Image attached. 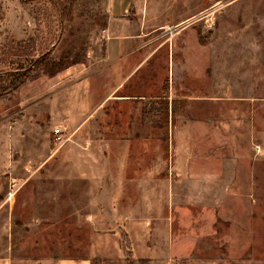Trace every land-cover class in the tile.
<instances>
[{
    "label": "rangeland",
    "instance_id": "rangeland-1",
    "mask_svg": "<svg viewBox=\"0 0 264 264\" xmlns=\"http://www.w3.org/2000/svg\"><path fill=\"white\" fill-rule=\"evenodd\" d=\"M0 14V78L46 60L0 97V204L11 186L73 183L55 178L73 165L51 133L80 111L82 130L129 141L128 172L178 262L264 264V0H133L143 37L106 65L100 0H0ZM160 98L182 103L166 128L148 113ZM6 218L4 204L0 250ZM56 229H76L65 253L86 254L84 225Z\"/></svg>",
    "mask_w": 264,
    "mask_h": 264
},
{
    "label": "crops",
    "instance_id": "crops-1",
    "mask_svg": "<svg viewBox=\"0 0 264 264\" xmlns=\"http://www.w3.org/2000/svg\"><path fill=\"white\" fill-rule=\"evenodd\" d=\"M100 4L107 16L102 36L105 49L102 61L106 65L120 61L129 47L139 45L142 24L130 20L133 0H100ZM115 93H110L109 101L128 98L113 96ZM82 114L69 111L64 117L66 126H62L66 128L80 121L75 132L77 139L62 150V161L73 166L55 176L61 181H72L71 185L5 189L9 199L0 208L4 204L7 208L6 245L0 250V264H93L124 260L122 238L128 240L135 262L199 264L192 260L178 262L172 236L161 234L159 209L155 212L145 204L143 195L147 188L139 184V172H128L133 160L127 148L129 141L93 136L92 129L82 130L88 125V121L82 125L88 117L82 119ZM114 147L120 148L116 151ZM79 225L88 230L86 254H66L65 244L76 250V229H65V233L55 227Z\"/></svg>",
    "mask_w": 264,
    "mask_h": 264
},
{
    "label": "trees",
    "instance_id": "trees-1",
    "mask_svg": "<svg viewBox=\"0 0 264 264\" xmlns=\"http://www.w3.org/2000/svg\"><path fill=\"white\" fill-rule=\"evenodd\" d=\"M1 16V14H0ZM1 18V17H0ZM104 23L101 25L102 29L105 28L106 21L103 18ZM104 47H102V52H104ZM42 56L40 59L35 61L32 65V68L29 69H20L18 71H13L9 73H5L3 77L0 78V97L4 94H10L16 91L21 85H23L29 78H31L33 74L34 68H39V65L46 60ZM51 72V71H50ZM50 74H53L51 72ZM180 103L178 100H170L168 102L167 98H160L153 100L149 104L148 113L157 116V118L163 122V128L171 125L174 122V118L176 114L181 113L182 111H178L181 109ZM122 250H123V257L126 264H133L132 256L129 249V244L122 238Z\"/></svg>",
    "mask_w": 264,
    "mask_h": 264
},
{
    "label": "built area",
    "instance_id": "built-area-1",
    "mask_svg": "<svg viewBox=\"0 0 264 264\" xmlns=\"http://www.w3.org/2000/svg\"><path fill=\"white\" fill-rule=\"evenodd\" d=\"M73 132L67 130L62 126H58L52 129V142L57 148H60L66 144L72 143Z\"/></svg>",
    "mask_w": 264,
    "mask_h": 264
},
{
    "label": "bare ground",
    "instance_id": "bare-ground-1",
    "mask_svg": "<svg viewBox=\"0 0 264 264\" xmlns=\"http://www.w3.org/2000/svg\"><path fill=\"white\" fill-rule=\"evenodd\" d=\"M184 22H181L179 25H181V24H183ZM176 27V26H175ZM172 30V28L171 29H169V31H171Z\"/></svg>",
    "mask_w": 264,
    "mask_h": 264
}]
</instances>
